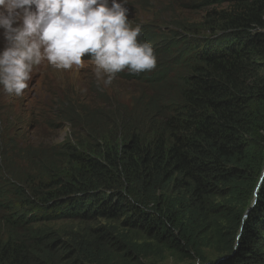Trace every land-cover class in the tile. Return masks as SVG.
Here are the masks:
<instances>
[{
    "label": "trees",
    "instance_id": "1",
    "mask_svg": "<svg viewBox=\"0 0 264 264\" xmlns=\"http://www.w3.org/2000/svg\"><path fill=\"white\" fill-rule=\"evenodd\" d=\"M221 3L201 27L142 30L157 67L116 74L135 87L129 104L60 100L54 120L68 123L66 141L21 148L28 169L8 172L22 183L0 174V264H145L147 245L110 229L60 250L32 226L74 217H125L181 261L264 264V0L202 8ZM210 246L222 261L206 260Z\"/></svg>",
    "mask_w": 264,
    "mask_h": 264
},
{
    "label": "clouds",
    "instance_id": "2",
    "mask_svg": "<svg viewBox=\"0 0 264 264\" xmlns=\"http://www.w3.org/2000/svg\"><path fill=\"white\" fill-rule=\"evenodd\" d=\"M128 4V0H0V38L4 41L0 87L6 94L22 96L42 62L68 70L74 65L83 67L85 55L94 62L97 78L106 76L105 85H111L117 73L139 75L154 70L153 44L138 38L142 30L161 34L169 30L153 24L133 27ZM10 128L9 120L0 127V144L10 137ZM9 169L4 174L22 183ZM12 169L19 173L28 167ZM195 264H200L199 257Z\"/></svg>",
    "mask_w": 264,
    "mask_h": 264
},
{
    "label": "rangeland",
    "instance_id": "3",
    "mask_svg": "<svg viewBox=\"0 0 264 264\" xmlns=\"http://www.w3.org/2000/svg\"><path fill=\"white\" fill-rule=\"evenodd\" d=\"M204 1L208 0H128L127 15L128 19L132 20L133 27L138 24L141 26L153 24L161 26L162 29L180 32L187 30L189 25L201 27L200 23L206 11H220L228 7L227 3H221L202 8ZM1 46H4L3 40H0V49ZM88 57V55L82 57L83 67L74 65L68 70H57L47 61L42 62L36 66L29 88L22 96L6 94L0 87V115L9 116L11 127L8 131L10 137L0 144V172L5 173L9 166L17 168L20 162H23L21 157H24V154L20 151L21 148L38 147L40 150L42 148L48 150L47 146H57L66 141L70 132L68 123L59 116L54 120V113L58 111L60 100H79V104L87 105L90 101L97 103V94H107L124 98L129 104L130 96L135 94L134 85L117 76L111 85H105L103 80L106 76L97 78L94 62ZM16 144L17 147L10 150ZM124 219L125 217L59 218L40 221L32 226L37 230L50 232L60 250H65V247L74 241L90 240L94 236L93 231L103 227L118 233L119 236L124 235L125 239L145 243L148 253L140 257V261L145 264L195 263V260L191 259L179 260L176 258L177 254L169 251L163 244L153 241L141 230L125 226ZM201 250L208 261L218 263L224 259L214 246L201 247Z\"/></svg>",
    "mask_w": 264,
    "mask_h": 264
},
{
    "label": "water",
    "instance_id": "4",
    "mask_svg": "<svg viewBox=\"0 0 264 264\" xmlns=\"http://www.w3.org/2000/svg\"><path fill=\"white\" fill-rule=\"evenodd\" d=\"M262 173H264V168H263V172H262ZM261 180H262V177L259 179V181H258V183H257V185H256V187H255L254 194H253V195H254L253 200H252V202L250 203V205L247 207L245 213L243 214L242 221H244V220L247 218L249 212L251 211L252 207L254 206V204H255V202H256L257 192H258V188H259L260 185H261ZM222 260H223V259H222Z\"/></svg>",
    "mask_w": 264,
    "mask_h": 264
},
{
    "label": "bare ground",
    "instance_id": "5",
    "mask_svg": "<svg viewBox=\"0 0 264 264\" xmlns=\"http://www.w3.org/2000/svg\"><path fill=\"white\" fill-rule=\"evenodd\" d=\"M0 40H3V39H2V38H0ZM1 47L3 48V46H1ZM2 48H1V49H2Z\"/></svg>",
    "mask_w": 264,
    "mask_h": 264
}]
</instances>
